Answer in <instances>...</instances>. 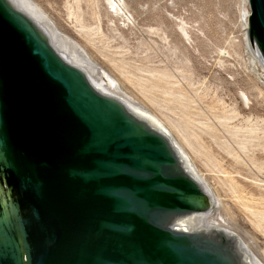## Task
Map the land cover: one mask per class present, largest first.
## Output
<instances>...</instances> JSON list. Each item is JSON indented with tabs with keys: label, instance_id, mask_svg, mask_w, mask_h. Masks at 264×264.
Returning a JSON list of instances; mask_svg holds the SVG:
<instances>
[{
	"label": "water",
	"instance_id": "obj_1",
	"mask_svg": "<svg viewBox=\"0 0 264 264\" xmlns=\"http://www.w3.org/2000/svg\"><path fill=\"white\" fill-rule=\"evenodd\" d=\"M0 264H264L134 95L21 0H0Z\"/></svg>",
	"mask_w": 264,
	"mask_h": 264
},
{
	"label": "rangeland",
	"instance_id": "obj_2",
	"mask_svg": "<svg viewBox=\"0 0 264 264\" xmlns=\"http://www.w3.org/2000/svg\"><path fill=\"white\" fill-rule=\"evenodd\" d=\"M31 3L162 122L218 198L219 221L264 258L242 206L264 207V68L246 41L245 0Z\"/></svg>",
	"mask_w": 264,
	"mask_h": 264
},
{
	"label": "bare ground",
	"instance_id": "obj_3",
	"mask_svg": "<svg viewBox=\"0 0 264 264\" xmlns=\"http://www.w3.org/2000/svg\"><path fill=\"white\" fill-rule=\"evenodd\" d=\"M31 11L32 13L34 14V16L37 18V20L40 22V24L42 25V27L45 29V31L48 33V35L50 36V38L53 40V42L63 48V49H66L78 56H81L85 59H89L86 55H85V51L83 50H80L79 49V45L77 44L76 41H74L73 39H71L70 37L58 32L57 30H55L54 28V24H51L47 21V19H45V16H43V14H41V12L38 11V8L31 3V0H21ZM245 3H246V8L245 9V29H246V41L249 45V47H251V49L255 52V56L258 57V59L256 58V61L258 63L259 66H261L262 68H264V59L262 58L258 48L253 44L251 43V41L249 40V37H248V17H249V13H250V9H249V5H248V1L245 0ZM83 31V30H82ZM254 54V53H253ZM255 58V57H254ZM260 62H259V61ZM261 63V64H260ZM264 71V69H263ZM151 116V115H150ZM152 117V116H151ZM153 118V117H152ZM156 123L161 127V129L169 136L168 132L166 130H164L163 126L160 124L162 123L160 121H157L155 118H153ZM170 127V126H169ZM166 128V127H165ZM173 130V129H172ZM179 130V129H178ZM171 134V132H170ZM177 136V135H176ZM183 137V135H181ZM174 137V136H173ZM185 137V136H184ZM175 138V137H174ZM179 138V137H178ZM189 138V137H187ZM181 139V138H180ZM176 140V139H175ZM186 140V138H185ZM184 140V141H185ZM187 141V140H186ZM185 141V142H186ZM174 144L178 147V149L184 154V151L182 150L183 147L181 148L180 146H178L176 143V141H173ZM188 143L187 145H192L189 140L186 142ZM185 145V144H184ZM243 145V144H242ZM189 146V147H190ZM188 148V146H187ZM191 148V147H190ZM193 148V147H192ZM189 149V148H188ZM185 156V154H184ZM186 157V156H185ZM187 158V157H186ZM188 159V158H187ZM191 159V157H190ZM189 160V159H188ZM190 162V160H189ZM193 162V160H192ZM191 163V162H190ZM192 164V163H191ZM193 165V164H192ZM195 166V165H194ZM213 197H214V201H215V206H216V209H217V206H218V198L215 196V194L213 193ZM251 197V196H250ZM248 199V198H247ZM247 199H242V206L243 208H245L247 211L250 212V214L253 215V219H252V222L254 224V226L256 227L257 230H261V232H263L264 234V224H263V221H264V207L263 206H260L262 205L263 203H261V199H259L260 201L257 202V199L255 200H247ZM250 199V198H249ZM263 201V200H262ZM243 210V209H242ZM221 222V221H220ZM224 226H226L230 231H232L236 236H238L244 243H246L251 249L252 248V242H250V240H247L244 238V236L240 235L239 233H237L236 231H234V229L232 227H230L229 225L221 222ZM255 232V231H254ZM253 235H255V233H253ZM253 238V237H252ZM254 242V241H253ZM258 242V241H257ZM256 243V242H255ZM260 244V243H259ZM263 245V244H262ZM254 247V246H253ZM255 249V248H254ZM253 249V250H254ZM262 251V254L264 255V248L263 250L260 249ZM260 251V253H261ZM258 252V251H257ZM259 253V252H258ZM261 254V255H262ZM262 257V256H261ZM264 259V258H263Z\"/></svg>",
	"mask_w": 264,
	"mask_h": 264
}]
</instances>
